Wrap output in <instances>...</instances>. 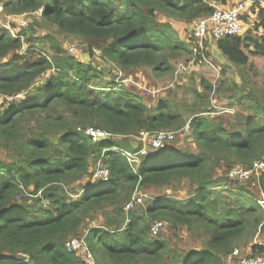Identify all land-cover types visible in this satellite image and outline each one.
I'll use <instances>...</instances> for the list:
<instances>
[{
	"label": "trees",
	"instance_id": "16d2710c",
	"mask_svg": "<svg viewBox=\"0 0 264 264\" xmlns=\"http://www.w3.org/2000/svg\"><path fill=\"white\" fill-rule=\"evenodd\" d=\"M236 1L0 0L2 15H29L27 28L18 17H12V29L0 26V96L11 98L0 108V147L13 155L0 159V264H85V252L64 246L72 237L84 241L90 264H221L251 234L264 231V201L246 189L255 175L264 193V169L246 181L228 176L232 166L264 164L261 98L245 95L251 101L245 114H193L188 132L166 148L148 147L133 165L111 150L134 152L142 144L132 137L139 143L132 148L126 140L140 130L172 131L186 123L169 101L150 108L125 80L145 69L155 78L168 75L173 60L193 57L195 39L182 41L171 20L192 22L209 16L212 3L230 8ZM245 1L250 4L240 18L251 31L214 40L220 54L240 66L248 54L264 57V0ZM33 19L80 40L82 54L35 36ZM207 44L194 62L207 57ZM96 49L114 76L91 61ZM200 84L212 90L203 78ZM85 127L109 136L92 141L77 130ZM183 136L187 144L176 140ZM100 158L107 181L93 177ZM76 182L73 188L81 192L74 198L68 187ZM148 187H177L185 194L179 200L164 194L152 206L126 210L132 194ZM97 216V225L83 227ZM154 222L160 231L200 237V247H171L161 234H151ZM261 254L264 244H255L236 259Z\"/></svg>",
	"mask_w": 264,
	"mask_h": 264
},
{
	"label": "rangeland",
	"instance_id": "374dc122",
	"mask_svg": "<svg viewBox=\"0 0 264 264\" xmlns=\"http://www.w3.org/2000/svg\"><path fill=\"white\" fill-rule=\"evenodd\" d=\"M2 12H0V26H8L9 29H12L11 24L14 18L19 17L24 19L22 15L6 16L5 14L2 15ZM28 16L29 15L25 16V19H27ZM33 20L35 23V36L47 37V39L51 37L58 43L60 42V44L65 45L66 48L69 45H73L76 50L75 54H82L79 50V48H82L80 40L73 38L71 35L65 36L57 33L56 27L50 23L42 22L39 19ZM171 21L178 31L181 40L185 42L189 41V27L193 21L188 23L181 20ZM25 28H27V26H25ZM244 30L246 31L247 29L244 28ZM247 31L250 32L251 30ZM251 34L254 36L256 35V33L253 32H251ZM214 42L213 40L206 42L208 43L206 47L207 57L201 61L196 60L195 62L193 61L194 63H190L188 61H190L191 57L185 62L186 57H182L171 62L174 71L168 75L155 78L149 69H145L140 73H132L133 77L128 78L125 82L131 83L130 89L140 95L141 100L150 108L155 107L160 101H169L177 107V110L186 122H189L193 114H198L200 111H205V115L211 116L221 115L220 113L228 115H234L235 113L245 114L249 112L247 106L251 104V101L247 99V97L245 98V95L250 94V97H259L264 102V57L248 54V63L246 65H235L219 53ZM49 45V41H44L43 51L47 54ZM245 52L247 53L246 50ZM101 60L99 56L91 57L92 62L101 64L100 68L102 70H109L108 72L110 74L108 76H111L112 71L109 65L107 63H102ZM180 64H183L185 69H182ZM112 76H114V74H112ZM202 78L211 85V91H205L204 87L200 84ZM128 83L126 85L129 87ZM196 93L203 96L197 97ZM5 99L7 101L11 100V98L0 96V108L5 106L1 105L5 102ZM130 138H127L126 142L132 145V148L137 147L139 143L135 141L134 138ZM52 139H55V137H52ZM186 139L187 137L183 136L176 140L180 142V144H187ZM122 140H119V142ZM0 159L3 161H10L13 159V155L10 151L0 147ZM254 177L257 176L253 175V179L246 185V189L254 195L259 203H262L264 201V193L258 188V180L254 179ZM77 183L78 182L71 184L68 187L72 189V194L69 195H74L72 196L74 198L77 193L79 194L81 192L78 186L75 187V189L73 188ZM68 188L65 187L70 193ZM136 192L146 194L140 206L144 208H146L154 198L164 194L168 197H174L172 198L174 200H179L180 197L185 194L183 189L177 187L172 190L168 187H148L138 189ZM227 195H229V193H227ZM101 219V217L97 216L94 220H87L84 222L85 224L83 227L95 226ZM81 230L83 231V228ZM158 234L168 239L171 242V247H176L181 251L197 249L201 245L200 237L193 236L184 230L169 231L168 229H164L160 231L159 228ZM251 235V237L238 245L234 253L230 254V256L223 257L221 259V264H239L236 258L239 260L240 257L248 255L252 245L264 244V231H256ZM258 256L261 257L262 264H264V254Z\"/></svg>",
	"mask_w": 264,
	"mask_h": 264
},
{
	"label": "built area",
	"instance_id": "2783aa9c",
	"mask_svg": "<svg viewBox=\"0 0 264 264\" xmlns=\"http://www.w3.org/2000/svg\"><path fill=\"white\" fill-rule=\"evenodd\" d=\"M250 1L239 0L233 7L223 8L217 3H212V12L209 16L204 18H198L191 23L189 27V34L196 41L193 48V57L189 61L193 62L194 57L197 54H200V51L204 49V43L217 40L219 38L234 36L239 34L242 30H244V25L241 21V14L247 9ZM1 10V8H0ZM42 12V7H39L34 11L35 15H39ZM24 19L18 17V23L21 26L26 25V14H21ZM23 48L22 52L25 53ZM67 51L70 55H74L76 53L75 47L73 45L67 46ZM95 55L99 56L100 51L98 49L94 50ZM182 69H185L183 64H180ZM78 131L83 132L85 135H89L92 141H96L102 137L106 138L109 134L100 129H94L92 127L85 128H77ZM190 130L189 122H186L180 129L178 130H156V131H148V130H140L137 135L131 136L136 140L140 141L142 144L141 147L134 152L123 150L119 147H114L111 150L114 152H118L123 155L126 160L132 165L136 163L139 159V156L145 155L147 153L148 147L153 149H163L166 148L176 137L177 134H183ZM101 158L96 162V170L94 173V178H101L103 181L108 180V171L105 167H101ZM264 164L254 162L251 168H244L241 166H232L229 170L228 176L231 179L238 180H248L250 174L253 170L263 169ZM146 194L140 192H134L130 198V200L125 204V209L128 210L136 205H141L143 203V198ZM48 204L47 201H44V205ZM154 201L152 200L148 206H152ZM160 224L158 222H154L150 226V232L153 235H156L159 231ZM66 250L68 252H85L86 255L82 260L85 264L92 263V257L87 252L84 241L77 237H72L68 239L64 244ZM239 264H262V259L259 256H251V257H243L241 258Z\"/></svg>",
	"mask_w": 264,
	"mask_h": 264
},
{
	"label": "crops",
	"instance_id": "0c3cea01",
	"mask_svg": "<svg viewBox=\"0 0 264 264\" xmlns=\"http://www.w3.org/2000/svg\"><path fill=\"white\" fill-rule=\"evenodd\" d=\"M237 1H239V0H237ZM237 1H236V2H237ZM211 46L214 47L213 45H211ZM215 48H216V47H215ZM217 52H218V51H217ZM219 53H220V52H219ZM223 57H224V56H223Z\"/></svg>",
	"mask_w": 264,
	"mask_h": 264
}]
</instances>
